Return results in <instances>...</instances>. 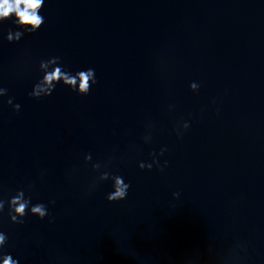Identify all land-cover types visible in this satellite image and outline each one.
I'll return each instance as SVG.
<instances>
[{"label": "water", "instance_id": "obj_1", "mask_svg": "<svg viewBox=\"0 0 264 264\" xmlns=\"http://www.w3.org/2000/svg\"><path fill=\"white\" fill-rule=\"evenodd\" d=\"M41 13L19 42L0 24V198L24 189L49 217L13 224L5 205L0 251L20 264H264V0H46ZM52 56L95 69L88 95L29 96ZM153 153L160 167L140 169ZM107 171L130 183L126 199H106L111 180L92 188Z\"/></svg>", "mask_w": 264, "mask_h": 264}, {"label": "clouds", "instance_id": "obj_2", "mask_svg": "<svg viewBox=\"0 0 264 264\" xmlns=\"http://www.w3.org/2000/svg\"><path fill=\"white\" fill-rule=\"evenodd\" d=\"M45 3L46 0H0V24L10 19L12 24L16 26V30L11 28L8 30L5 39L9 43L19 42L26 33L31 34L40 30L45 22V17L41 13ZM39 71L41 75L34 83L32 91L29 92V96L36 99L50 96L56 90L57 85H63L78 95L86 96L89 94L91 87L97 83L95 69L88 68L73 72L62 63L61 58L58 56L41 60ZM190 89L193 92L197 91V83L192 82ZM6 94L7 89L0 87V97H5ZM6 102L12 105L16 112H19L20 104H13L12 98H9ZM189 127V123L184 121L175 127V131L178 136H182ZM144 139L148 141L151 137L145 136ZM164 151L165 149H161L160 155H163ZM85 155L92 156L91 153ZM152 156L151 162H139V168L151 170L154 164L160 167L156 154L153 153ZM106 180L112 181V191L106 196L109 202L126 199L131 185L126 183L124 177L120 174H112L109 171L102 175L99 174L92 188L96 186V183ZM5 205H7L6 215L13 224H23L25 216L29 214L38 217L40 220L49 217L48 206L42 202L33 203L31 196H26L24 189L17 190L14 195L6 199L0 198V214L5 213ZM49 222H51V218H49ZM7 241L6 232L0 230V250L4 248ZM0 264H20V260L19 258L14 259L11 253L0 251Z\"/></svg>", "mask_w": 264, "mask_h": 264}]
</instances>
